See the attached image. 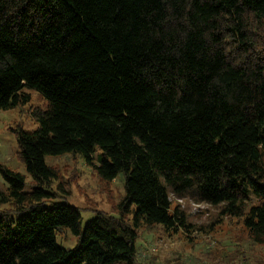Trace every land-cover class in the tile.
Listing matches in <instances>:
<instances>
[{
  "label": "trees",
  "instance_id": "obj_1",
  "mask_svg": "<svg viewBox=\"0 0 264 264\" xmlns=\"http://www.w3.org/2000/svg\"><path fill=\"white\" fill-rule=\"evenodd\" d=\"M31 91L47 105L35 130L11 128L30 191L0 164V264H138L141 229L192 227L176 200L264 247V0H0V110ZM65 155L121 177L113 214L83 228L54 204L46 158Z\"/></svg>",
  "mask_w": 264,
  "mask_h": 264
},
{
  "label": "rangeland",
  "instance_id": "obj_2",
  "mask_svg": "<svg viewBox=\"0 0 264 264\" xmlns=\"http://www.w3.org/2000/svg\"><path fill=\"white\" fill-rule=\"evenodd\" d=\"M47 105L36 91H31V102L24 107L0 110V164L24 174L29 184L33 178L18 159L17 138L11 128L21 124L26 130L38 125L31 111ZM46 163L54 166L59 177L51 183V191L57 194L54 204H68L79 210L84 228L96 211L113 214L124 195L119 176L110 187L101 183L92 167L77 155L47 157ZM7 189L0 172V190ZM190 215L192 227L180 232L166 231L160 226L141 229L137 241L138 264H264V247L252 246L245 238L241 221L219 216L215 209L205 204L176 200ZM3 206L1 210L6 209ZM59 245L75 247L77 238L69 231L58 234Z\"/></svg>",
  "mask_w": 264,
  "mask_h": 264
}]
</instances>
